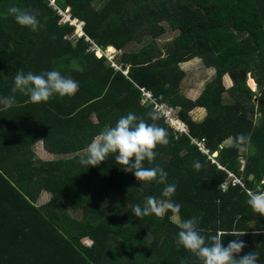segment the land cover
Masks as SVG:
<instances>
[{
	"label": "trees",
	"instance_id": "obj_1",
	"mask_svg": "<svg viewBox=\"0 0 264 264\" xmlns=\"http://www.w3.org/2000/svg\"><path fill=\"white\" fill-rule=\"evenodd\" d=\"M52 1L84 23L85 36L75 38V28L59 22L50 0H0V96L12 94L18 70H56L79 85L70 97L34 104L16 93L15 106L0 105V264H199L176 244L178 224L191 218L205 236L246 232L225 236L223 246L240 239L246 247L239 256L257 251L258 264H264V217L253 213L244 191L264 188V0ZM12 6L38 13L43 27L33 32L19 26L8 13ZM167 30L177 34L159 46L155 39ZM145 37L150 40L143 43ZM93 44L115 48L119 68L95 57ZM195 58L214 75L191 100L183 94L189 76L180 65ZM248 76L256 91L246 85ZM139 88L176 109L188 131L180 134L162 118L156 121L169 143L157 145L154 162L144 167L167 173V183L176 185L171 200L181 205L178 214L166 210L162 218H137L132 209L143 207L148 196L165 199V185L152 181L141 191L114 154L95 167L78 162L94 138L129 112L152 123ZM223 93L231 103H223ZM196 108L205 110L200 121L190 115ZM241 133L251 137L246 152L229 146ZM190 138L203 139L208 153ZM36 143L53 160L38 159ZM214 153L212 159L243 187L220 188L227 173L208 158ZM239 157L245 159L242 171ZM195 161L203 165L198 171ZM41 192L48 200L36 206ZM66 204L78 218L69 216Z\"/></svg>",
	"mask_w": 264,
	"mask_h": 264
},
{
	"label": "clouds",
	"instance_id": "obj_2",
	"mask_svg": "<svg viewBox=\"0 0 264 264\" xmlns=\"http://www.w3.org/2000/svg\"><path fill=\"white\" fill-rule=\"evenodd\" d=\"M66 11L68 12V10ZM8 13L14 17L15 22L19 26L27 27L33 32L43 27L41 22L37 19L38 13L33 14L27 9H21L16 6L9 7ZM69 20L71 22L66 23L75 28V38L85 36L82 31L84 23L75 18H70V16ZM80 23L82 24L81 27H79ZM93 46L96 45L93 44L89 51L93 52L95 57H104L111 65L113 63L117 66L114 58L111 62L107 59L106 55L107 48H112V52L117 53L118 51H116L115 48L110 46L105 49H100L96 46L99 49L96 50ZM122 73L126 74V71H122ZM78 89V82L70 77L61 75V73L56 70H50L40 74H34L32 72L24 73L23 70H18L14 76V84L11 88L12 94L0 96V105L3 106L2 110H8L15 106L17 104L16 93H20L28 97L32 103L38 104L47 102L50 98L57 95L61 98L73 96ZM147 116L151 119L152 123L146 122L145 119L138 117L132 112L119 118L115 126L105 128L91 143H89L80 154L78 162L85 167H95L107 160L109 155L114 154L116 164L122 166L126 173H134L135 178L141 184V191L152 181H157V183L165 185L161 194L165 199L158 200L155 197L148 196L145 198L143 207L137 204L132 209V213L137 218L152 215L162 218L166 210H171L174 214H178L181 205L171 200V197L175 194L176 185L167 183V173L159 166L151 168L144 167L145 161H148L150 164L154 162L157 145H167L169 143L166 129L156 123V121L161 119V113L153 109L147 113ZM250 145V135L241 133L232 139L229 146L241 152H246ZM215 156L216 153L211 155L212 158ZM239 159L244 160V165L245 159L243 157L238 158V170L242 171L244 165L242 170H240ZM193 167L198 171L203 165L199 161H195ZM234 176L237 177L236 175ZM244 191L248 197L246 203L253 213L264 217V188H258L257 190L245 188ZM217 223L220 222L217 221ZM196 224V218L180 222L178 224L180 231L176 244L178 247H183L185 250L195 255L199 264H258L259 253L257 251L239 256L246 247L242 240L235 239L230 241L226 247L223 246L222 241L225 236H244L246 232L217 231L214 235L210 234L205 236L201 234L205 230H197ZM207 231L209 233L211 232V230ZM259 234V231L255 233V235Z\"/></svg>",
	"mask_w": 264,
	"mask_h": 264
},
{
	"label": "rangeland",
	"instance_id": "obj_3",
	"mask_svg": "<svg viewBox=\"0 0 264 264\" xmlns=\"http://www.w3.org/2000/svg\"><path fill=\"white\" fill-rule=\"evenodd\" d=\"M54 3V2H53ZM56 7V6H55ZM57 8V7H56ZM58 9V8H57ZM77 31V30H76ZM177 33L176 32H171L169 30H167V32H165L163 35H161L160 37L156 38L155 39V42L159 45V46H163L164 44L170 42V40L176 35ZM148 40V37H145L144 38V42L143 43H146ZM142 45V42L140 43V45L138 44H133L132 47H138L140 48V46ZM113 51V50H112ZM112 51H108V49L106 50V54H110ZM111 57L114 58V61L116 62L117 59H118V56H117V53H111ZM194 65L196 66V68L193 69V71H191L192 73L188 72L187 69H186V66H189V65ZM180 68L186 72L185 74L189 76V79L187 81L189 82H192V87L194 88V90L192 92L190 91H186V92H183V94L185 93L187 97H190L189 99L193 100V98L196 97V95L198 94V92L202 89V87L204 86L205 83H207L214 75V72L213 74H210L211 73V69H206L201 61H195L194 59L193 60H190V62L185 63V64H181L180 65ZM198 71V72H197ZM249 79H252L250 76L247 77L246 79V85L249 87V89L251 91H256V84L254 82V80L252 79L254 85L251 87L249 84H248V81ZM222 82H223V85H224V88H228L231 86V82L229 80V78L225 75L222 77ZM189 88V87H188ZM187 88V89H188ZM222 101L223 103H231V99L228 98L227 94L226 93H223L222 94ZM194 110L190 113V115L192 117H197V114L196 112L193 113ZM257 117V116H256ZM229 142L226 141L224 142V145H227ZM40 154V153H38ZM41 156H47L45 155L44 153L41 154ZM41 160V159H40ZM45 160L44 158H42L41 161ZM50 160H53V159H50ZM48 196H44L43 194L41 195V193L38 195L36 201H34V204L36 206H40L42 205L43 203H45L47 200H48ZM66 209H67V213L69 214V216L73 217V218H78V214L76 213H73L71 210H70V207L68 204H66ZM171 220L173 221H176V218H171ZM178 221V220H177ZM82 243L85 244V245H88L90 244L89 241H87L86 239L82 240Z\"/></svg>",
	"mask_w": 264,
	"mask_h": 264
},
{
	"label": "built area",
	"instance_id": "obj_4",
	"mask_svg": "<svg viewBox=\"0 0 264 264\" xmlns=\"http://www.w3.org/2000/svg\"><path fill=\"white\" fill-rule=\"evenodd\" d=\"M49 4L53 9H55L57 11V14L60 16L59 22L61 24H64L66 22H68V23L71 22L69 20V15L67 14V12H62L61 10L57 9L52 0H50ZM81 25L82 24L80 23L79 27H81ZM93 48L96 50H99L96 46H93ZM106 55H107V59L112 62L113 57H111V54H106ZM112 66L114 68H117V69L119 68L118 66L114 65L113 63H112ZM139 92L141 94V100H140L141 105L151 106L152 110L153 109L158 110L161 113V118L170 128H172L177 133H180V134L183 133V134L187 135V128L178 119L176 109L171 108L170 106H168L165 103L156 101V99L151 95L150 91H148L144 88H139ZM190 140H191V143H193L201 153H203V154L208 153L207 149L204 147V140L203 139H200L197 141L193 138H190ZM208 158L211 160L212 163H214L217 166V168L223 169L218 163H216L212 159L211 156H208ZM239 163H240V170H242L243 165H244V160L239 159ZM223 170H225V169H223ZM225 172L227 173V178H226L225 182L220 186L221 189H223V190L226 189L227 184H230V185H234V184L236 185L237 184V185L243 187V184L240 181V179L235 177L231 172H229L227 170H225Z\"/></svg>",
	"mask_w": 264,
	"mask_h": 264
},
{
	"label": "crops",
	"instance_id": "obj_5",
	"mask_svg": "<svg viewBox=\"0 0 264 264\" xmlns=\"http://www.w3.org/2000/svg\"><path fill=\"white\" fill-rule=\"evenodd\" d=\"M193 60V59H192ZM195 61L197 60V61H199V59H194ZM188 62H190V61H188ZM188 62H186L187 64H188ZM182 64H185V63H182ZM196 68V66H194V65H189V66H186V69H187V71L188 72H190V73H192L191 71H193V69L194 68ZM209 70H210V68H209ZM184 71H186V70H184ZM211 71V73L210 74H213V69H211L210 70ZM198 72V71H197ZM184 73H186V72H184ZM186 75V74H185ZM192 85V82H189V81H187L186 80V78H184V80H183V82H182V86H184L185 87V91H183V92H186V91H190V92H192L193 90H194V88L191 86ZM189 87V88H188ZM188 88V89H187ZM201 91V90H200ZM200 91L198 92V94L200 93ZM198 94L196 95V97L198 96ZM184 96L185 97H187L186 96V94L184 93ZM195 97V98H196ZM187 98H190V97H187ZM195 98H193V100L195 99ZM194 110V112L193 113H195L196 112V114H197V117H192V119L194 120V121H200V120H202L203 119V117L205 116V110L204 109H201V108H196V109H193ZM192 110V111H193ZM191 111V112H192ZM190 112V113H191ZM34 152H35V155L37 156V158L38 159H41L42 160V158H44L45 160H43V161H46V160H50V159H53V155H51V154H49V153H47L43 148H42V146H41V144L40 143H36L35 144V146H34ZM38 153H40V154H38ZM42 153H44L45 155H47V156H41V154ZM44 195V196H48V194L46 193V192H41V195ZM173 218H176V221H173L174 223H178V217L176 216V215H173L172 216ZM171 217V218H172ZM87 241H89L88 239H86ZM90 242V241H89Z\"/></svg>",
	"mask_w": 264,
	"mask_h": 264
},
{
	"label": "bare ground",
	"instance_id": "obj_6",
	"mask_svg": "<svg viewBox=\"0 0 264 264\" xmlns=\"http://www.w3.org/2000/svg\"><path fill=\"white\" fill-rule=\"evenodd\" d=\"M107 49H108V51H112V50H113L112 48H107ZM248 84H249L251 87L254 85L252 79H249Z\"/></svg>",
	"mask_w": 264,
	"mask_h": 264
},
{
	"label": "water",
	"instance_id": "obj_7",
	"mask_svg": "<svg viewBox=\"0 0 264 264\" xmlns=\"http://www.w3.org/2000/svg\"><path fill=\"white\" fill-rule=\"evenodd\" d=\"M249 178H251V176H249Z\"/></svg>",
	"mask_w": 264,
	"mask_h": 264
}]
</instances>
